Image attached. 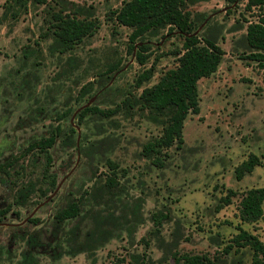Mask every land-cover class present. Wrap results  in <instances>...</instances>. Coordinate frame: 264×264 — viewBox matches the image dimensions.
Wrapping results in <instances>:
<instances>
[{"label": "rangeland", "instance_id": "rangeland-1", "mask_svg": "<svg viewBox=\"0 0 264 264\" xmlns=\"http://www.w3.org/2000/svg\"><path fill=\"white\" fill-rule=\"evenodd\" d=\"M126 1L0 0V264H21L25 256L28 264H175L174 254L251 264L249 248L224 249L239 228L264 242V217L253 224L240 218L243 196L264 187V166L241 181L235 175L251 154L264 163V69L248 58L243 40L263 12L246 10L247 0L189 6L193 17H207L204 26L225 56L199 82L200 113L185 122L183 148L169 149L158 168L143 150L163 126L135 105L144 88L178 67L184 39L168 29L146 37L151 50L142 66L128 52L132 30L113 16ZM59 10L83 11L100 26L72 51H52L49 21ZM119 61L122 70L111 74ZM152 68L139 88V76ZM118 106L110 117L92 112L79 119L86 107ZM53 135L46 173L48 156L30 145ZM108 175L116 176L115 189L106 187ZM229 191L232 203L219 209ZM81 197L82 216L56 222ZM96 215L109 217L104 229L111 238L77 253Z\"/></svg>", "mask_w": 264, "mask_h": 264}, {"label": "trees", "instance_id": "trees-1", "mask_svg": "<svg viewBox=\"0 0 264 264\" xmlns=\"http://www.w3.org/2000/svg\"><path fill=\"white\" fill-rule=\"evenodd\" d=\"M199 0H129L122 8L113 13L118 24L132 30L128 52L135 54L139 64L144 66L148 60L150 45L143 41L146 37L157 36L160 31L168 29L172 34L179 32L184 39L183 49L179 52V65L175 69L167 71L152 87L143 89L136 107L141 111H147L158 124L163 126L162 135L144 146V156L151 159L158 168H163L168 158V150L176 147L181 150L185 144L184 127L189 115L200 113L199 82L210 78L219 69L225 52L219 45L218 36L210 34L211 29L205 28L208 24L207 17L197 15L193 17L189 6ZM234 3L236 0H230ZM258 8L263 13L256 23H249L247 33L243 40L249 51L248 58L259 63L264 69V0H247L246 10L252 11ZM82 15V16H81ZM205 25V26H204ZM100 26L99 20L83 11L66 12L55 11L49 21L54 43L52 51L67 53L79 46L88 37L95 35ZM202 27L203 33L197 31ZM48 36V35H47ZM122 70V62L115 64L110 72L114 74ZM153 68L142 73L136 85L141 88L153 77ZM130 99H126L124 105L133 106ZM121 110L118 106L114 110H100L97 107H87L80 113L79 119H83L90 113H99L103 116H112ZM72 132L75 133L74 129ZM57 135L43 138L30 145V151L40 152L48 156L46 173L50 172L52 158L49 150L56 143ZM264 166L259 156L251 154L235 170L237 180L241 181L248 174L254 172L257 167ZM110 167L117 169V165L110 162ZM55 187V177L49 175ZM107 188H116L118 185L116 176L108 175L105 179ZM235 196L233 191L222 199L219 207L230 205ZM83 197L74 200L66 208L59 211L55 220L59 224L75 220L82 216ZM264 187L249 190L242 198L240 205V218L242 222L253 224L264 217ZM109 217L95 216V227L86 235L84 243H80L77 253L89 252L92 248L102 246L111 238V233L104 229L109 222ZM94 245L90 247L89 245ZM234 248L241 250L249 248L253 252L251 264H264V242L250 232L239 228V233L232 239L224 252L230 253ZM175 264H223L218 257L209 255H181L174 254ZM30 261H32L30 259ZM27 256L21 264H28ZM33 264H38L34 261ZM143 264H145L143 262Z\"/></svg>", "mask_w": 264, "mask_h": 264}, {"label": "water", "instance_id": "water-1", "mask_svg": "<svg viewBox=\"0 0 264 264\" xmlns=\"http://www.w3.org/2000/svg\"><path fill=\"white\" fill-rule=\"evenodd\" d=\"M87 108V107H86ZM85 109V108H84Z\"/></svg>", "mask_w": 264, "mask_h": 264}]
</instances>
